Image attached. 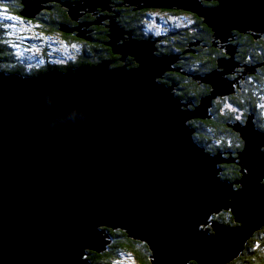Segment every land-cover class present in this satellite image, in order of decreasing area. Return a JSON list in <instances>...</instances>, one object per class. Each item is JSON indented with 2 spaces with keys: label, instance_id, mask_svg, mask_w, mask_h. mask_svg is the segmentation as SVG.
<instances>
[{
  "label": "water",
  "instance_id": "obj_1",
  "mask_svg": "<svg viewBox=\"0 0 264 264\" xmlns=\"http://www.w3.org/2000/svg\"><path fill=\"white\" fill-rule=\"evenodd\" d=\"M47 1L56 0H21L22 15L36 17L49 8L39 5ZM109 3L79 0L62 5L78 19L84 12L96 14L97 7L114 12ZM124 3L134 9L196 13L230 58L218 60L216 68L222 71L215 68L197 77L210 84L212 92L192 110L175 96L173 86L155 78L177 70L170 64L179 55L157 54L156 39L123 31L114 22L115 13L78 23L77 36L90 39V31L81 26L109 18L107 44L121 54V61L133 57L136 67L112 68L102 62L34 75L0 70V264H90L81 259L88 254L84 248H105L111 241L107 228L145 241L152 264H187L190 259L223 264L264 225V131L256 127L254 115L233 125L244 142L236 158L242 177L236 182L222 180L218 167V162L236 159L207 151L195 141V129L187 122L210 117L212 98L232 92L239 78L255 70L250 65L236 78H227L226 73L239 67L229 39L233 30L264 33V0ZM118 39L121 44H115ZM222 208L241 226L212 223L213 235L208 228H198ZM98 225L107 227L102 231Z\"/></svg>",
  "mask_w": 264,
  "mask_h": 264
},
{
  "label": "trees",
  "instance_id": "obj_2",
  "mask_svg": "<svg viewBox=\"0 0 264 264\" xmlns=\"http://www.w3.org/2000/svg\"><path fill=\"white\" fill-rule=\"evenodd\" d=\"M64 1L72 0L50 1L46 4L49 8L40 11L36 17H32L31 19L22 15L23 4L21 1L14 2L13 5L4 2V7L23 20L27 18L29 21H40L41 25L39 29L44 34L52 31L64 35L65 39L63 41L69 46L71 44L79 45V47L82 46L84 51L91 54L93 50L101 49L100 58L94 60L91 57L93 55H89V58L81 57L80 60L76 58L74 64L66 66L48 64L26 71L22 67L23 63L21 61L11 60L8 53L9 50L2 43L4 39L0 35V58L3 59L0 63L1 71L19 75H34L51 68L65 71L72 65L77 67L84 64L92 66L95 62L107 58L118 60L116 64H120L121 54L114 53L112 48L107 44L110 40V27L108 24L106 26L109 19H105L103 22L102 30H97L94 27V33L90 36V39L77 36L79 29L76 28V25L80 19H74L69 14L68 8L62 5ZM115 2L116 4H122L123 0H115ZM204 4L213 6L216 3L204 2ZM163 9L170 13H182V9ZM114 10V12L118 13L115 21L117 20L123 29L132 30L133 36L136 38L148 37V34L143 31L140 23L144 20L143 17L146 12L156 10V8L134 9L132 6L121 5L119 9L115 8ZM193 17V28L180 33L177 31L169 32L170 39L169 37L167 38L168 47L160 48L158 52H175L179 55L177 64L174 65L177 70H174V73L164 74L162 81L167 84L174 83V94L181 101H191L193 102L192 106H195L200 103L201 97L207 96L212 92V86L206 82H202L197 77L211 72L218 66V60L220 58H228L229 54L222 47L221 42L214 37L213 30L204 22V18L196 13H194ZM83 18H86L90 22L95 17L89 12H85ZM7 32H9V29ZM232 34L234 37L229 39V43L235 44L236 49L233 56L239 64V67L232 74L234 76L239 75L250 65L254 66L255 70L248 72L243 78H239L238 82L233 86L234 90L232 92L224 96L217 95L212 98V106L209 111L210 117L193 119L189 121V125L196 130L193 134L195 141L207 151L211 153L221 152L225 154V157L236 158L244 146L239 132L233 127L236 122L243 124L248 120L250 114H253L256 127L260 131H264V114L262 115L260 110L262 104L260 102L264 100V33L257 35L251 31L241 32L233 30ZM191 41L197 42V44L188 46V43ZM157 46L159 45L156 43ZM188 49L190 51H187ZM128 60H130V67L128 68L137 66L135 60L129 57ZM227 77H230V75H227ZM262 151L264 152V146L262 147ZM219 167L221 168L219 176L222 180L236 182L242 177L241 167L238 165L237 160L221 164ZM237 187V185H234V189ZM212 219L224 228H233L235 225L234 215L230 210H222L213 214ZM106 231L110 235V244L99 251H88L87 255L90 264H113L112 259L117 258L119 252L136 258V264H152L150 258L151 249L145 241L131 238L126 231L121 229L107 228ZM257 240L259 243L255 245ZM187 264L198 263L194 259H191ZM224 264H264V225L255 229L244 243L242 251Z\"/></svg>",
  "mask_w": 264,
  "mask_h": 264
},
{
  "label": "rangeland",
  "instance_id": "obj_3",
  "mask_svg": "<svg viewBox=\"0 0 264 264\" xmlns=\"http://www.w3.org/2000/svg\"><path fill=\"white\" fill-rule=\"evenodd\" d=\"M18 1H21V0H0V7L5 8L4 2H7V3L13 5L14 2H18ZM73 1H79V0H72L70 2H73ZM110 1H111V3H109L110 10L115 11L114 10L115 8L119 9V5L116 4L115 0H110ZM49 2L50 1H47L45 3H39V5L47 6L46 4ZM81 3H82V1H81ZM71 5L74 6L75 4H71ZM114 5H116V6H114ZM121 5L124 6L125 4H121ZM101 8L97 7L98 11L95 12L96 14L93 15L95 17L94 20L96 19V16H99V15H101V16H105V15L106 16H114V15L118 14L116 12L109 11L108 9L107 10L104 9V10L100 11ZM23 9H24V5L22 7V10ZM44 10H46V9L42 8L40 11H44ZM84 10L87 11L88 8H84ZM40 11L38 13H40ZM173 11H175V10L173 9ZM77 12L83 13L84 11L80 10ZM89 13L93 14V12H89ZM3 15H11L13 17H17L13 12H10L8 10L6 12H4ZM3 15H0V23H1L0 35H1V38L4 39V42H2V43H4L6 45V48L9 50L8 53L10 54L11 60L12 61H17V60L21 61L23 63L22 67L26 71L30 70L31 68L43 67V66L48 65V64L57 65V66H66V65L74 64L76 62V58H78L79 60L81 57H88L89 58L90 57L89 55H93L91 57H93L94 60L100 58V56H101L100 55L101 54L100 52H102L101 49L93 50V52L91 54L87 51H84L82 46L79 47V45L77 46V45H72V44L69 46L66 43H64L63 39H65V38H64V35H62V34L52 32V31H49L48 33L44 34L39 29V26L41 25V23L38 20L37 21H33V20L29 21L27 18H26V20H23L19 17H18L19 19L4 20ZM84 15H85V12L81 16H79V19H80L79 23L89 22L86 18H83ZM193 15H194L193 12L187 11L184 9L182 10V13H170L167 10H164L163 8H158L156 10H149L148 12H146V14L143 17L144 20L141 21L140 25H142L143 31L148 34V37H151V38L154 37V39H156V38H158V36H160V38H161L162 36L165 35V39H164V37H162L163 40L158 41V42H159V46H166V45H168L167 38L169 37V34L167 35V33L176 32V31L178 33H180L182 31H188V30H191L193 28V26H192V24L194 23ZM105 19H109V18H105ZM105 19L101 20L100 23L103 24ZM94 20H92L90 22H93ZM114 22H116V25H118L117 20ZM101 24H90L87 27L81 26L80 30H83V29L90 30V29H93V27H95L97 30H102L103 26ZM107 24L109 25V21H108V23H106V25ZM6 25H7V27H5ZM76 26H78V24ZM118 27H119V25H118ZM8 29H9V32H7ZM231 30H233V29H231ZM123 31H127V29L126 30L124 29ZM112 32H114V31H112ZM256 33H258V32H256ZM86 34L88 36L90 34V32H88ZM261 34H263V33H261ZM89 36H91V35H89ZM124 37L127 39L126 34L124 35ZM67 39H70V38H67ZM126 39H124V40H126ZM169 39H170V37H169ZM191 42H194V41H191ZM121 43H122V39H118V41L115 42V44H121ZM231 45L234 46L235 44H231ZM169 53L172 54L175 52L161 53L160 55H167ZM128 57H130V56L128 55ZM228 58H230V55ZM2 60L3 59L0 58V63ZM233 61H234V59H233ZM99 63H101V62H99ZM99 63H96V65ZM16 64L19 65V63H17V62H16ZM175 64H177V61L170 64V67L176 68L174 66ZM94 65H95V63H94ZM118 65L123 66L124 63L122 61H120V64H114L115 67H118ZM69 67H70L69 69L77 68V66H73V65L69 66ZM115 67H112V68H115ZM127 67H130L129 62H128ZM51 69H53V68H51ZM69 69H67V70H69ZM48 70H50V69H48ZM54 70H57V69H54ZM67 70H65V71H67ZM216 70L222 71L223 67L222 68L221 67L216 68ZM169 73H174V70H165L164 71V74H169ZM226 75H230V77H227L230 80L237 77V75L234 76V74H232V73H226ZM155 78L157 81H159L161 83L163 82L162 81L163 77H155ZM233 85H235V84H233ZM174 91L175 90L173 87L172 92H174ZM260 103H262L261 105H264V100H262ZM193 107L194 106L189 107V108L194 110L195 108H193ZM182 108L184 110H186L187 107L182 106ZM260 110H261V113L263 115L264 114V107H261ZM263 117H264V115H263ZM193 119H194L193 117L189 118V119H187V122L191 121ZM222 155L225 159L229 158V157H225V154H222ZM236 158H237V156H236ZM236 158H233V159H236ZM221 164L223 165L225 163L218 162L219 166ZM234 185H237V184H234ZM237 188H239V186ZM222 210H226V208L220 209V211H222ZM213 214H216V213L214 212ZM212 215H210V217L208 216L206 218V222H204V223L201 222L198 224L199 229L205 230L208 228L211 235L214 234V229L212 228L211 224L212 223L218 224L215 220L212 219ZM239 225L241 226V224L238 221H235V225L233 228H235ZM261 226H263V225H261ZM97 227H98V229L103 231L107 226L98 225ZM258 243L259 242L257 240V242H255V245H257ZM108 244H110V242L105 243V245H108ZM254 248H256V247L254 246ZM84 251H92V250L84 248ZM151 255H152V252L150 253V257H151ZM151 258H152V260H154V257H151ZM81 259L89 261L87 254H82ZM135 261H136V258L124 255L121 252L118 253L117 258L112 259L113 264H136Z\"/></svg>",
  "mask_w": 264,
  "mask_h": 264
},
{
  "label": "flooded vegetation",
  "instance_id": "obj_4",
  "mask_svg": "<svg viewBox=\"0 0 264 264\" xmlns=\"http://www.w3.org/2000/svg\"><path fill=\"white\" fill-rule=\"evenodd\" d=\"M102 25V24H101ZM93 29H94V27H93ZM93 29H90L89 31H90V34L89 35H92L93 33H94V31H93ZM167 35H168V33H167ZM162 37H164V39H165V35L164 36H162ZM160 38V36H158V38H156V40H157V44L159 45V42L158 41H161V40H163V38ZM152 38H154V37H152ZM168 46L166 45V46H157V51H156V53H158V54H161L162 52H158V51H160V48H167ZM127 58V57H126ZM133 60V59H132ZM119 61H121V60H119ZM99 62H108L109 63V66L110 67H113L114 66V64H116V63H118V60H115V59H110V58H107V59H102V60H99L98 62H95V64L96 63H99ZM128 62L130 63V60H128V59H126V62L124 61L123 63H125L126 65H128ZM85 65V64H84ZM162 83H164L165 85H168V86H173L174 88H175V84L174 83H172V84H167L166 82H162ZM176 96V95H175ZM177 97V96H176ZM178 98V97H177ZM183 102V101H182ZM187 103H189V107L191 106V105H193V102H191V101H189V102H187ZM196 131V130H195Z\"/></svg>",
  "mask_w": 264,
  "mask_h": 264
},
{
  "label": "snow or ice",
  "instance_id": "obj_5",
  "mask_svg": "<svg viewBox=\"0 0 264 264\" xmlns=\"http://www.w3.org/2000/svg\"><path fill=\"white\" fill-rule=\"evenodd\" d=\"M6 11H7L6 8L0 7V15H3V13L6 12ZM3 19L4 20H13V19H19V18L18 17H13L11 15H3ZM5 27H7V25ZM261 107H264V105H261Z\"/></svg>",
  "mask_w": 264,
  "mask_h": 264
},
{
  "label": "bare ground",
  "instance_id": "obj_6",
  "mask_svg": "<svg viewBox=\"0 0 264 264\" xmlns=\"http://www.w3.org/2000/svg\"><path fill=\"white\" fill-rule=\"evenodd\" d=\"M124 4H126V3H124ZM126 5H128V4H126ZM129 58H132V59H134L133 57H129ZM126 59H128V57L127 58H125V62H126ZM124 65H126L125 63H124ZM127 66V65H126ZM219 167V166H218ZM220 168V167H219Z\"/></svg>",
  "mask_w": 264,
  "mask_h": 264
},
{
  "label": "clouds",
  "instance_id": "obj_7",
  "mask_svg": "<svg viewBox=\"0 0 264 264\" xmlns=\"http://www.w3.org/2000/svg\"><path fill=\"white\" fill-rule=\"evenodd\" d=\"M157 43V42H156ZM157 51V50H156ZM158 54V53H157Z\"/></svg>",
  "mask_w": 264,
  "mask_h": 264
}]
</instances>
